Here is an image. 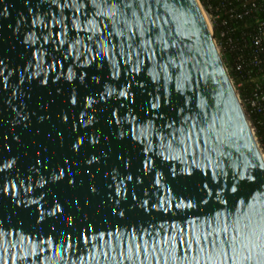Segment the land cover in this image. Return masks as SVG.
<instances>
[{
    "label": "water",
    "instance_id": "95a60500",
    "mask_svg": "<svg viewBox=\"0 0 264 264\" xmlns=\"http://www.w3.org/2000/svg\"><path fill=\"white\" fill-rule=\"evenodd\" d=\"M0 264H264V159L199 0H0Z\"/></svg>",
    "mask_w": 264,
    "mask_h": 264
},
{
    "label": "built area",
    "instance_id": "2783aa9c",
    "mask_svg": "<svg viewBox=\"0 0 264 264\" xmlns=\"http://www.w3.org/2000/svg\"><path fill=\"white\" fill-rule=\"evenodd\" d=\"M201 2L264 159V6L260 0Z\"/></svg>",
    "mask_w": 264,
    "mask_h": 264
},
{
    "label": "rangeland",
    "instance_id": "374dc122",
    "mask_svg": "<svg viewBox=\"0 0 264 264\" xmlns=\"http://www.w3.org/2000/svg\"><path fill=\"white\" fill-rule=\"evenodd\" d=\"M199 1H200V3L202 4L201 0H199ZM202 7H203V4H202ZM230 75H231V73H230ZM231 78L233 79L232 75H231ZM234 87H235L236 91H237V92H238V94H239V93H240V91H239V88H238V86H236L235 82H234Z\"/></svg>",
    "mask_w": 264,
    "mask_h": 264
},
{
    "label": "trees",
    "instance_id": "16d2710c",
    "mask_svg": "<svg viewBox=\"0 0 264 264\" xmlns=\"http://www.w3.org/2000/svg\"><path fill=\"white\" fill-rule=\"evenodd\" d=\"M260 3L264 6V0H260ZM264 17V14H263Z\"/></svg>",
    "mask_w": 264,
    "mask_h": 264
}]
</instances>
